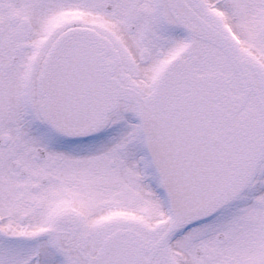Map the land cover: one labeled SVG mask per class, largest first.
<instances>
[{"label": "snow or ice", "instance_id": "1", "mask_svg": "<svg viewBox=\"0 0 264 264\" xmlns=\"http://www.w3.org/2000/svg\"><path fill=\"white\" fill-rule=\"evenodd\" d=\"M0 264H264V0H0Z\"/></svg>", "mask_w": 264, "mask_h": 264}]
</instances>
